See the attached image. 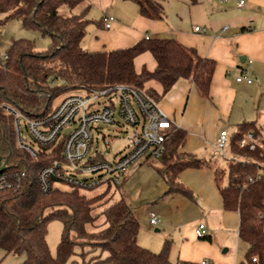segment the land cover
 I'll return each instance as SVG.
<instances>
[{
    "label": "trees",
    "instance_id": "16d2710c",
    "mask_svg": "<svg viewBox=\"0 0 264 264\" xmlns=\"http://www.w3.org/2000/svg\"><path fill=\"white\" fill-rule=\"evenodd\" d=\"M86 0H0L4 20L19 17L25 28L48 35L46 49L34 50L27 38L12 39L0 57V161L24 169L27 177L15 190L0 192V249L6 254L24 255L20 264H66L76 253L75 247H88L82 257L95 249L81 264H186L169 259V241L158 252L137 241L139 222L124 197H119L94 213L111 197L105 191L93 196L81 194L77 188L54 187L43 193L37 172L55 158H60V142L49 151L38 149L35 156L17 144L15 115L18 111L35 118L49 112L55 101L71 88H101L126 83L146 91L157 100L179 78H190L199 94L207 97L215 61L200 57L195 49L172 37H142L135 43L115 49L88 51L83 47L87 4L80 12L61 15L60 5L73 9ZM147 17L162 18L159 0H131ZM196 3L197 0H187ZM149 52L155 67L135 69L134 59ZM160 85L157 92L148 82ZM248 130L258 132L250 122L239 124L230 133L229 150L241 160H227L226 168L183 151L186 131L172 130L165 141V150L158 159L160 175L167 185L165 193H179L193 199L191 190L179 179L185 169L209 167L214 173L225 210L239 215L238 236L248 244L239 264H264V152L259 148L238 147L237 140ZM227 181L220 185L223 174ZM259 177L257 178V176ZM251 177L253 181H249ZM109 189V188H107ZM102 216V226L95 224ZM57 220L62 224L59 241L52 254L46 235L47 225ZM92 226H98L91 230ZM256 257V261H252ZM191 263V262H189ZM197 264V263H192Z\"/></svg>",
    "mask_w": 264,
    "mask_h": 264
},
{
    "label": "crops",
    "instance_id": "0c3cea01",
    "mask_svg": "<svg viewBox=\"0 0 264 264\" xmlns=\"http://www.w3.org/2000/svg\"><path fill=\"white\" fill-rule=\"evenodd\" d=\"M96 1L99 18L95 24L87 10V17L93 21L86 27L82 44L88 51L126 47L147 34L175 38L195 49L200 57L215 61L207 97L199 94L190 78H179L157 99L161 109L186 131L181 150L213 163L219 130L231 133L243 122L252 123L264 139V0H244L241 6L236 5V0H197L193 4L187 0H159L164 11L162 18L144 16L136 3L132 5L126 0ZM84 7L78 6L75 12ZM105 15L115 18L109 28L104 27ZM196 26L200 30H195ZM155 64L146 68L151 70ZM239 66L247 69L252 82L236 81ZM148 86L161 91L154 81L148 82ZM185 171L188 172L180 174L179 179L191 189L203 208V216L186 221L182 230L178 227L176 247H169L170 261L197 263L207 258L213 264H239L248 244L238 236V212L223 208L211 168ZM187 174L194 182L185 180ZM180 205L181 209L187 208L183 201ZM169 222L166 228L178 224L173 216ZM199 222L205 225L203 237L194 232ZM165 241L169 239L166 237L157 251L152 250L158 252ZM23 259V254H6L0 249V264H20Z\"/></svg>",
    "mask_w": 264,
    "mask_h": 264
},
{
    "label": "built area",
    "instance_id": "2783aa9c",
    "mask_svg": "<svg viewBox=\"0 0 264 264\" xmlns=\"http://www.w3.org/2000/svg\"><path fill=\"white\" fill-rule=\"evenodd\" d=\"M244 0H236L241 6ZM113 15L103 17L109 28ZM195 30H200L199 26ZM149 38L147 34L144 36ZM1 40V36H0ZM2 59L7 58L4 53ZM250 61V60H249ZM236 81L252 82L246 68L237 67ZM15 115V133L19 147L35 156L38 149L49 151L60 142V158H55L37 172L39 188L49 192L59 184L70 188H92L106 184V188L119 187L128 170L149 158L159 159L165 150L169 133L179 126L161 109L145 88L116 83L101 88H78L76 92L62 93L52 109L43 116L29 118L18 111ZM23 120L27 138L20 124ZM123 138V144L112 151L114 140ZM230 133L220 129L215 153L226 160H241L229 150ZM238 147L259 148L264 152V139L260 133L246 131L236 142ZM0 192L19 189L27 177L24 169L8 166L0 161ZM264 175V172H263ZM259 175L257 176V178ZM249 181H253L251 177ZM148 222L157 225V212L148 211ZM205 225L199 222L194 228L197 237L204 236ZM256 261V257H252ZM192 264V263H186ZM197 264H213L203 258Z\"/></svg>",
    "mask_w": 264,
    "mask_h": 264
},
{
    "label": "rangeland",
    "instance_id": "374dc122",
    "mask_svg": "<svg viewBox=\"0 0 264 264\" xmlns=\"http://www.w3.org/2000/svg\"><path fill=\"white\" fill-rule=\"evenodd\" d=\"M125 2L135 5V2L131 0H126ZM87 4H89L88 15L89 17H91V19L94 20L92 21L94 22L93 24H95V21L99 18V8L96 0H86L78 4L77 7H74L72 10L69 9L67 5L62 4L60 5L58 12L61 15H69L72 13H76L75 11L77 10L78 6H86ZM3 18L4 14L0 13V57L5 53L6 49L11 43V40L16 38H27L32 40L34 42L35 51H41L48 47L50 43V38L48 35H43L35 29L25 28L22 24L21 18L19 17L7 20H4ZM154 62L155 61L151 54L149 52H145L135 59V67L137 70H139L143 66L151 67ZM77 90L78 88H71L66 90L64 93H72L76 92ZM20 124L23 130V135L27 138L22 119H20ZM123 142V138L114 140L111 144L112 151L117 150L123 144ZM213 157V163L222 168H226V159L222 158L218 154H214ZM160 168L161 163L158 159L149 158L136 165L135 167L130 168L125 180L117 188L110 187V189H107L106 184H101L92 188L80 187L78 188V191L88 197L103 191L107 192L106 196L110 195L111 198L104 205L95 208L93 210L94 213L101 210L105 205L117 200L119 197H124V199L131 206L133 214L138 219L139 231L137 235V241L139 244L142 243L140 245L145 247L150 246L151 249L149 247L147 248H149L150 250L155 249V251H157L156 248L160 247L164 239L167 237L170 241L169 245L176 247L179 237L178 227H180V229L182 230V224H184L186 221L192 220L194 218H201L203 216V208L198 202L195 201L194 195L193 199H191L179 193H165L167 185L159 173ZM185 170H183L181 174L188 172ZM185 180H191L192 182H194L190 174L185 175ZM226 181L227 178L226 174L224 173L220 180V185H224ZM182 182H184L183 179ZM59 186L63 189H70L71 187L68 184H59ZM181 201L185 202L187 208L181 209ZM177 207L178 211L176 210ZM150 208L157 212L159 215L160 222L157 225L149 224L146 219L147 212ZM172 216L174 217V221L178 222V224H169L171 225V227L166 228L165 225L170 223L169 219L172 218ZM103 221V217L99 216L96 219L95 224L102 226ZM97 228L98 226H92L91 230H96ZM156 228L158 230H155ZM61 229L62 224L57 220L50 221L47 225L46 240L48 246L51 248L52 254H54L56 245L59 241ZM87 248L88 247L84 248L76 246V253L72 255V257L68 262H66V264H81L83 259L87 261L92 254H98L100 252L99 250L95 249L87 253L85 257H82L79 252L82 249L87 250Z\"/></svg>",
    "mask_w": 264,
    "mask_h": 264
},
{
    "label": "water",
    "instance_id": "95a60500",
    "mask_svg": "<svg viewBox=\"0 0 264 264\" xmlns=\"http://www.w3.org/2000/svg\"><path fill=\"white\" fill-rule=\"evenodd\" d=\"M2 168V164H0V169Z\"/></svg>",
    "mask_w": 264,
    "mask_h": 264
}]
</instances>
